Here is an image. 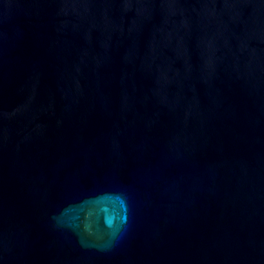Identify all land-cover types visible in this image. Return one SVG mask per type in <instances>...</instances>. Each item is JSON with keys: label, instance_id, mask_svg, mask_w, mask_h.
I'll use <instances>...</instances> for the list:
<instances>
[{"label": "water", "instance_id": "1", "mask_svg": "<svg viewBox=\"0 0 264 264\" xmlns=\"http://www.w3.org/2000/svg\"><path fill=\"white\" fill-rule=\"evenodd\" d=\"M0 264H264V0H0Z\"/></svg>", "mask_w": 264, "mask_h": 264}]
</instances>
